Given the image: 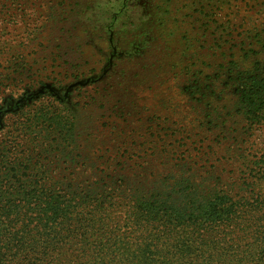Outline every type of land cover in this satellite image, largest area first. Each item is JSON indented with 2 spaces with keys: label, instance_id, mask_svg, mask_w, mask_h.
Here are the masks:
<instances>
[{
  "label": "rangeland",
  "instance_id": "obj_1",
  "mask_svg": "<svg viewBox=\"0 0 264 264\" xmlns=\"http://www.w3.org/2000/svg\"><path fill=\"white\" fill-rule=\"evenodd\" d=\"M9 1L0 52L26 60V85L0 102V118L29 106L30 116L51 118L50 104L65 103L64 117L78 118L90 143L80 162L111 165L128 190L178 167L211 178L241 205L254 202L239 213L238 246L263 248L246 264H264V118L253 125L237 114L223 77L263 60L250 36L264 40V0ZM119 200L108 228L60 234L47 261L124 264L136 235L124 227L130 201Z\"/></svg>",
  "mask_w": 264,
  "mask_h": 264
},
{
  "label": "trees",
  "instance_id": "obj_2",
  "mask_svg": "<svg viewBox=\"0 0 264 264\" xmlns=\"http://www.w3.org/2000/svg\"><path fill=\"white\" fill-rule=\"evenodd\" d=\"M12 8L9 0H0V19L5 21ZM251 37L259 39L256 44L264 52L260 34ZM0 65V102H5L11 91L26 85L25 69H19L27 62L0 52ZM223 77L236 113L259 124L264 118V58L244 70L230 68ZM50 106L56 110L51 118H38L39 111L30 116V106L15 118H0V264H51L47 259L60 234L108 228L123 197L130 201L124 227L136 235V245L122 250L124 264H246L263 251L238 246L239 213L254 202L241 205L211 178L196 179L193 171L180 167L148 186L125 189L114 180L111 165L80 162L89 156L90 143L85 148L81 142L78 118L64 117L65 103L55 100ZM175 231H188L192 238L170 245Z\"/></svg>",
  "mask_w": 264,
  "mask_h": 264
}]
</instances>
